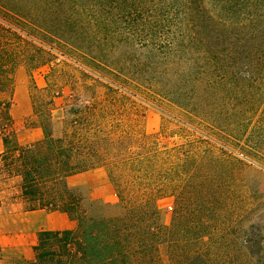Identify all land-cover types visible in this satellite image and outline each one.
I'll return each instance as SVG.
<instances>
[{"label":"trees","instance_id":"obj_1","mask_svg":"<svg viewBox=\"0 0 264 264\" xmlns=\"http://www.w3.org/2000/svg\"><path fill=\"white\" fill-rule=\"evenodd\" d=\"M39 34L80 54L96 74L88 90L176 107L175 120L199 136L162 149L145 134L131 153L97 124L103 104L68 108L58 136L50 117L36 121L42 138L21 144L11 100H0V180L20 178L27 210L76 222L38 233L37 264H264V226L249 221L257 206L227 153L242 147L264 169V0H0V93L12 92L19 60L50 62ZM97 167L114 203L96 205L67 183ZM164 194L178 199L170 225Z\"/></svg>","mask_w":264,"mask_h":264},{"label":"rangeland","instance_id":"obj_2","mask_svg":"<svg viewBox=\"0 0 264 264\" xmlns=\"http://www.w3.org/2000/svg\"><path fill=\"white\" fill-rule=\"evenodd\" d=\"M49 36V35H48ZM45 35H37L43 44L50 49L45 65L39 68L27 67L21 60L18 61L13 73V81L19 80L21 73L27 76L33 114L18 123L22 130L31 127L34 123L45 122L51 118L53 135L58 136L63 129V118L66 110L72 107L93 105L95 109L101 105H108L109 109L98 114L97 124H101L107 132L114 138L123 137L125 143L121 149L128 152H136L138 143L145 134H153L159 148H170L180 145L185 141L186 135L191 138L199 136L193 132L192 128H186L175 120L177 115L176 107L165 106L164 110L157 104L146 102L139 95L131 96L120 93L122 96L106 94L102 90L93 92L85 85L89 84L95 77L86 66L84 59L78 52H75L56 39L52 40ZM9 48H15L12 40H8ZM29 56V55H28ZM46 60V61H47ZM34 83L39 88H34ZM14 86V85H13ZM4 92L1 98H7L12 92ZM13 91V90H12ZM52 100V103L50 102ZM2 134V133H1ZM230 149V151H229ZM127 153V152H126ZM228 155L239 160L243 165V178L246 189L250 190L248 197L251 198L252 207L257 206L250 215L249 221L256 226H264V169L255 162L248 161V152L237 145L228 146ZM125 151L123 156H126ZM106 170V168H105ZM107 172V170H106ZM108 175V173H107ZM110 181V180H109ZM112 185V197L103 201L101 199H91L87 187H77L89 202L96 205L114 203L117 199L114 186ZM243 184V183H242ZM243 184V185H244ZM177 198L171 194H164L157 204L161 213V220L164 224L170 225L172 222ZM11 264L10 262H7ZM1 262L0 264H7Z\"/></svg>","mask_w":264,"mask_h":264},{"label":"crops","instance_id":"obj_3","mask_svg":"<svg viewBox=\"0 0 264 264\" xmlns=\"http://www.w3.org/2000/svg\"><path fill=\"white\" fill-rule=\"evenodd\" d=\"M0 95H4L0 93ZM11 100L9 109L13 127L19 143H32L42 138L40 127L20 129V121L33 114V106L27 76L20 74L15 81L12 94L0 100ZM4 144L0 130V153ZM67 183L71 187H87L91 199L107 201L112 197V185L105 168L97 167L70 175ZM20 178L0 180V263L37 264L36 245L38 233L42 230L62 231L72 229L76 222L61 211L27 210L20 198ZM8 264V263H7Z\"/></svg>","mask_w":264,"mask_h":264}]
</instances>
